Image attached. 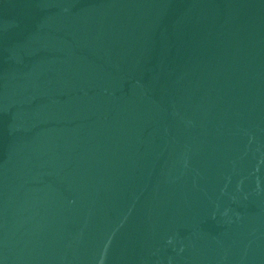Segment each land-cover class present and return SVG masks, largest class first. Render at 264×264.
Segmentation results:
<instances>
[{
	"label": "water",
	"instance_id": "water-1",
	"mask_svg": "<svg viewBox=\"0 0 264 264\" xmlns=\"http://www.w3.org/2000/svg\"><path fill=\"white\" fill-rule=\"evenodd\" d=\"M0 264H264V0H0Z\"/></svg>",
	"mask_w": 264,
	"mask_h": 264
}]
</instances>
